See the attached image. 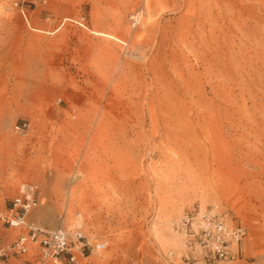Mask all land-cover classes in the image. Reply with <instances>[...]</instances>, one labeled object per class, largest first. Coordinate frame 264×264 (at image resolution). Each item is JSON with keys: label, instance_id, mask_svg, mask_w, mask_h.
Wrapping results in <instances>:
<instances>
[{"label": "rangeland", "instance_id": "rangeland-1", "mask_svg": "<svg viewBox=\"0 0 264 264\" xmlns=\"http://www.w3.org/2000/svg\"><path fill=\"white\" fill-rule=\"evenodd\" d=\"M46 1L0 0V215L34 183L81 264H192L175 223L218 206L264 264V0Z\"/></svg>", "mask_w": 264, "mask_h": 264}, {"label": "built area", "instance_id": "built-area-1", "mask_svg": "<svg viewBox=\"0 0 264 264\" xmlns=\"http://www.w3.org/2000/svg\"><path fill=\"white\" fill-rule=\"evenodd\" d=\"M15 5L25 15L23 7L18 2ZM27 128L26 123L15 126L18 133H24ZM41 202L38 186L23 183L18 194L0 215L3 225L18 231L9 245H3L0 240V264L22 256L30 257L31 264H81V259L89 258L87 251L93 252L104 247L102 244H91L84 231L82 215L76 217L73 229L69 228L66 215L60 217L55 229H48L32 221L29 216ZM175 229L188 238L186 247L199 250L203 256L202 262L192 264H229L234 255L233 249L236 248L238 253L247 236L246 228L230 223L218 206H212L203 213H186L175 223Z\"/></svg>", "mask_w": 264, "mask_h": 264}, {"label": "bare ground", "instance_id": "bare-ground-1", "mask_svg": "<svg viewBox=\"0 0 264 264\" xmlns=\"http://www.w3.org/2000/svg\"><path fill=\"white\" fill-rule=\"evenodd\" d=\"M66 221H67V219H66Z\"/></svg>", "mask_w": 264, "mask_h": 264}]
</instances>
